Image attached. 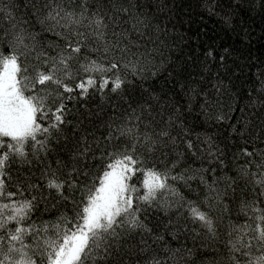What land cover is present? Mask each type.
Here are the masks:
<instances>
[{
  "label": "snow or ice",
  "instance_id": "snow-or-ice-1",
  "mask_svg": "<svg viewBox=\"0 0 264 264\" xmlns=\"http://www.w3.org/2000/svg\"><path fill=\"white\" fill-rule=\"evenodd\" d=\"M205 15L219 33L189 35ZM257 23L264 0H0V264H264ZM237 106L229 142L194 131ZM240 181L254 198L221 239ZM189 232L210 259L165 238Z\"/></svg>",
  "mask_w": 264,
  "mask_h": 264
},
{
  "label": "trees",
  "instance_id": "trees-1",
  "mask_svg": "<svg viewBox=\"0 0 264 264\" xmlns=\"http://www.w3.org/2000/svg\"><path fill=\"white\" fill-rule=\"evenodd\" d=\"M198 18H194L193 23L191 25L192 31L189 33V35H195L197 30H206L208 31V34L210 36L215 37L217 33H219V26L216 23L215 19H208V17L205 15L202 22L197 23ZM222 36V34H221ZM224 39L227 40L225 37ZM185 40L187 41V45L180 44L179 38H177V43L180 44V47L183 48L184 52H189L190 49L195 47V43L191 40H188V37H185ZM228 43H232V40H227ZM260 50H264V31H262L259 27V24L257 23L255 27V31L253 32V40H252V52L254 55H258ZM247 71V70H246ZM166 75V73H165ZM239 84V82H237ZM234 105L239 104L243 105L244 100L239 99L237 101H233ZM227 111V109H225ZM240 116V107L237 106L235 108V111L231 113V119L230 121L222 122L218 125L209 124L206 126H202L201 128H196L194 131L201 132L204 130L209 131L210 133L214 134L217 138L218 142H229L232 137L229 134V123H234L237 118ZM198 123H202L201 121H198ZM205 166H207V162L205 161ZM216 165H212V167H215ZM200 168L201 167V161L199 156H186L185 161L181 163L177 168L176 171L180 172L182 169L185 168ZM234 169V166H231ZM229 176H235L236 173L234 170L228 171L227 173ZM220 175V172H217V176ZM207 179H212L211 172L207 173ZM192 188L199 187L201 195L204 194V188L202 185H199L198 177L196 180L191 181ZM177 187L181 192H183L186 196H188L190 199L198 200L199 197L191 193L187 188L184 187L182 183H177ZM253 195L249 194L248 189L244 187V182L240 181L237 185V192L233 199H231L228 202V210L224 212H218L217 218H218V224H219V231H220V238H224V233L227 231L229 223L233 224H239L243 222L246 219L244 211L241 210L240 202L241 200H251L253 199ZM156 219H152L153 226L159 225V230H163L164 225L167 223V218L162 213L156 214ZM174 219V216H173ZM190 227H193L190 225ZM199 231V229H197ZM166 240H168L174 248H182V246H187L188 248H194L195 246L200 245L202 242L207 245V247H201L196 250V257L195 261L198 262L203 258H211L213 256V250L218 247L216 243H213L211 240H208L206 238L202 237H195L193 238V235L191 232L185 235H180L179 240H172L171 237L166 236ZM182 264L184 262L182 261Z\"/></svg>",
  "mask_w": 264,
  "mask_h": 264
}]
</instances>
